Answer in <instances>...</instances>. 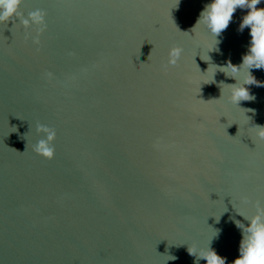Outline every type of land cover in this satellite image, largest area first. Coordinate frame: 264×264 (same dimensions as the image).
Segmentation results:
<instances>
[{"label": "water", "instance_id": "1", "mask_svg": "<svg viewBox=\"0 0 264 264\" xmlns=\"http://www.w3.org/2000/svg\"><path fill=\"white\" fill-rule=\"evenodd\" d=\"M207 3L21 0L0 22V264H205L187 248L209 241L226 264L239 255L236 221L264 206V140L250 132L264 86L228 101L219 84L236 81L217 66L248 51L247 9L216 51L197 23ZM52 133L49 159L34 148Z\"/></svg>", "mask_w": 264, "mask_h": 264}, {"label": "clouds", "instance_id": "2", "mask_svg": "<svg viewBox=\"0 0 264 264\" xmlns=\"http://www.w3.org/2000/svg\"><path fill=\"white\" fill-rule=\"evenodd\" d=\"M20 3L21 0H0V22L8 21L14 14H17ZM258 5H264V0H208L197 20V23H202L208 32L215 36L217 43L213 50L218 51L219 40L217 37L228 27L237 8L247 9L241 18L240 30L243 31L245 27L249 29L248 51L243 55L240 65H235L229 60L225 66H217L226 76L233 77L236 81L233 84L223 82L219 84V87L221 84L228 86L227 99L235 105H239L242 100L254 99V96L250 94L248 85L264 86V81H258L250 71L252 68L264 69V6L258 7ZM29 15L33 21H40L45 13L41 9H36ZM23 23L27 26L29 20L24 19ZM181 52L182 49L179 46L171 47L168 52L167 63H176ZM242 69L244 70L243 78L238 79L237 76ZM215 72H213L211 81L207 83L215 82ZM247 110L246 112L255 111L254 109ZM37 130H40L39 126ZM44 131L48 132L49 130L45 128ZM250 132L256 138L264 140V125L253 124ZM53 136L54 133L47 136V141L44 139L38 141L34 151L52 159L53 149L48 142L52 141ZM242 199L247 201V197H242ZM255 208L254 214L244 217L248 221L247 224H243L239 220L236 221L237 226L242 230V239L239 245V255L231 261V264H264V206H261L260 202L257 201ZM238 213L242 215L240 212ZM187 251L196 260L203 259L205 264H226V258L210 246V241L206 246L189 244ZM170 257L172 260L176 259L175 256Z\"/></svg>", "mask_w": 264, "mask_h": 264}, {"label": "snow or ice", "instance_id": "3", "mask_svg": "<svg viewBox=\"0 0 264 264\" xmlns=\"http://www.w3.org/2000/svg\"><path fill=\"white\" fill-rule=\"evenodd\" d=\"M146 7L148 6V5H145ZM20 7H23V5H20ZM40 9V8H39ZM36 10V9H35ZM35 10H33V11H35ZM44 13H45V19H46V17H47V15H48V12H47V10L46 9H41ZM192 34H188V36H191ZM26 39H27V36H26ZM35 42V41H34ZM182 53H183V49H182V52H181V55L179 56V58L177 59V61H176V63H174V64H168L167 62L162 66V69H161V71L163 72V73H167L168 72V70H169V66H172L173 68H175L176 66H177V63H178V61H179V59L181 58V56H182ZM201 58V57H200ZM235 105V104H234ZM241 115L243 116L244 114L243 113H241ZM223 116V115H222ZM221 116V117H222ZM244 122H246V121H241V124H243ZM241 132H242V130H241ZM241 132L240 133H238V135L240 136V138L242 137V134H241ZM255 145V144H254ZM249 147V146H248ZM256 146H254V147H249V149H254ZM217 159H222V157L221 156H217ZM258 201H259V199H258ZM260 202V201H259ZM242 214V213H241ZM242 216H244L243 214H242ZM245 217V216H244Z\"/></svg>", "mask_w": 264, "mask_h": 264}]
</instances>
